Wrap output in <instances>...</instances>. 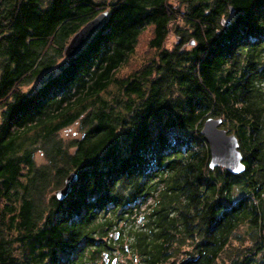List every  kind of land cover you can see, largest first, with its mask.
Returning a JSON list of instances; mask_svg holds the SVG:
<instances>
[{
    "label": "trees",
    "instance_id": "obj_1",
    "mask_svg": "<svg viewBox=\"0 0 264 264\" xmlns=\"http://www.w3.org/2000/svg\"><path fill=\"white\" fill-rule=\"evenodd\" d=\"M105 10L74 56L23 89ZM148 24V56L119 75ZM221 116L244 173L209 167L201 128ZM78 121L81 137H55ZM105 253L264 264V0H0V264H111Z\"/></svg>",
    "mask_w": 264,
    "mask_h": 264
},
{
    "label": "water",
    "instance_id": "obj_2",
    "mask_svg": "<svg viewBox=\"0 0 264 264\" xmlns=\"http://www.w3.org/2000/svg\"><path fill=\"white\" fill-rule=\"evenodd\" d=\"M109 10H105L85 23L69 40L64 47L66 57L74 56L80 48L94 35L100 25L107 17ZM194 44V41L191 43ZM224 117H209L204 121L201 133L205 136L209 145L210 160L209 167L214 170L216 167H223L228 172L238 175L246 171L244 153L241 150L240 140L235 133H229L221 126ZM78 180L76 172H70L64 180L63 187L56 190L55 195L59 200L65 199L73 190ZM115 239L119 238V232H115ZM106 263L117 264V258L110 259L105 253Z\"/></svg>",
    "mask_w": 264,
    "mask_h": 264
},
{
    "label": "rangeland",
    "instance_id": "obj_3",
    "mask_svg": "<svg viewBox=\"0 0 264 264\" xmlns=\"http://www.w3.org/2000/svg\"><path fill=\"white\" fill-rule=\"evenodd\" d=\"M153 37H154V25L148 24L147 27L145 29H143L142 33L139 36L136 52L132 55V57L129 59V61L126 62V64L122 65V67L120 68V70L118 72L119 75L127 76L130 73H132L133 71H135L138 67H140L142 61L148 56V52L150 51V41L152 40ZM177 40L178 39H177L176 35L172 34L170 36V38L168 39L167 43L172 44V43L176 42ZM49 54L55 56V59H56L55 66L53 68L47 70V71H44L42 77L39 76L34 81L25 84V86H23L24 90H26V91L34 90L36 87H38L40 85L43 77H48L50 72H57L59 69L58 64H60L61 62L64 63L65 59L67 58L64 54V49H63V56L62 57L59 56L53 48L49 49ZM221 126L224 127L222 124H221ZM81 136H82V132L80 131V124L78 121V122H76V123H74L68 127L63 128L62 130H60L55 137L58 140L67 141L69 139L79 138ZM35 160H36V163L40 164V165L45 164L47 162V158H46L43 150H37L36 151ZM62 187H63V184H61V186H59L56 190H58ZM56 190H54V193L56 192ZM240 231H241V234L244 236L245 244L246 245L251 244L250 236L247 233H245L246 232L245 229L241 228ZM235 238H236V235H235ZM237 243H238V241L235 240L234 244L237 245ZM230 248L231 247H229V249ZM116 256L117 257H115V258H117L118 262H121V263H125L127 258H129L130 260L133 261L132 255H130V254L117 253Z\"/></svg>",
    "mask_w": 264,
    "mask_h": 264
}]
</instances>
